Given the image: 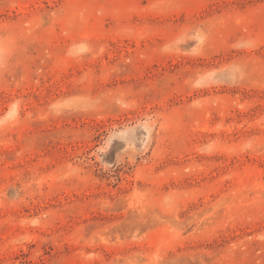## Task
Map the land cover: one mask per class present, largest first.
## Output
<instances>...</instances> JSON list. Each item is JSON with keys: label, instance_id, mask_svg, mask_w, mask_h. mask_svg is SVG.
Returning <instances> with one entry per match:
<instances>
[{"label": "rangeland", "instance_id": "374dc122", "mask_svg": "<svg viewBox=\"0 0 264 264\" xmlns=\"http://www.w3.org/2000/svg\"><path fill=\"white\" fill-rule=\"evenodd\" d=\"M0 264H264V0H0Z\"/></svg>", "mask_w": 264, "mask_h": 264}]
</instances>
